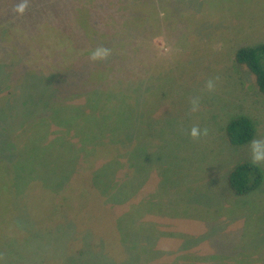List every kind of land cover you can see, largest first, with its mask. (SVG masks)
<instances>
[{
  "label": "rangeland",
  "instance_id": "374dc122",
  "mask_svg": "<svg viewBox=\"0 0 264 264\" xmlns=\"http://www.w3.org/2000/svg\"><path fill=\"white\" fill-rule=\"evenodd\" d=\"M84 1L72 11L69 0H0V155L17 190L0 264H264V178L247 195L227 183L264 138V94L234 55L264 42V0H137L152 18L133 20L111 68L90 61V41L73 42L69 25L94 37L123 15ZM237 114L255 133L232 145L225 125ZM194 124L208 135L191 139ZM89 149L96 169L81 164Z\"/></svg>",
  "mask_w": 264,
  "mask_h": 264
},
{
  "label": "trees",
  "instance_id": "16d2710c",
  "mask_svg": "<svg viewBox=\"0 0 264 264\" xmlns=\"http://www.w3.org/2000/svg\"><path fill=\"white\" fill-rule=\"evenodd\" d=\"M33 1L34 0H27V4H29V5L35 4L36 5V3ZM57 1H59V0H57ZM76 1H78V0H76ZM76 1L75 0L74 1L69 0V7L72 11H76L80 8L79 4ZM79 1H81L83 4H85L84 0H79ZM108 1L112 7V9L109 7V9H108L109 12L116 10V12L120 16L123 15V17H120L115 22L108 21L106 23H102L99 25V27H101V28L108 29L107 26L115 24V26L111 27L114 30H109L110 28L108 29L109 34H106L107 32L105 29H101L99 31L96 28L94 30L89 31L90 33H93V32L95 33V36H94L95 38H94V37L90 36L89 34H87L83 29H82V32H80V30L77 27V24H75L76 22L74 19H71L72 24L69 25V18H71V17H67V16L66 17L68 18V20L62 26V28H64L65 30H67L69 26L71 27L70 32L73 36V40H74L73 42L77 43L76 38H79V37L81 38L82 36L86 40L90 41V43L88 45L86 43H84V44H86L84 46V48L86 49L87 47H89L88 51L90 50V52L99 46L109 48L111 50V54L106 59H104V64H103L106 67H109L111 65V63L115 64L116 58H118L121 55L120 43H121L123 33L133 31L131 29L132 28L131 26L136 24L133 20H135L138 23L140 20H143L145 16L152 18L150 16V14L148 13L151 10H146L145 6L141 7L139 4L140 2L138 3L137 0H130V1L129 0H108ZM86 2H89V5H91V6H96L98 4V0H91V3H90V1H86ZM136 6L138 7V11L135 10ZM83 8L88 9V5H87V7H85L83 5ZM65 10L67 11L66 8H65ZM130 11H133V13L128 15L127 13ZM17 13L18 12H16V14L12 17L7 16L9 19L6 22H12V21H10V19L15 18ZM59 13L61 15L63 14L62 8L59 11ZM19 14H21V13H19ZM125 16L128 17V19H126ZM141 29H144V28L141 27ZM97 34L98 35L105 34V36L100 39V38L96 37ZM71 39H72V37H71ZM67 42H68V40H67ZM94 42L96 43L95 44L96 46H94ZM93 46H94V48H93ZM116 49H118V50H116ZM87 54L89 55V53H87ZM81 55H86V54L78 55L77 58L75 59V61L80 60ZM234 55H235L236 63L242 64L245 67H247V69L251 72V74L253 76L254 83L256 84L257 89L262 94H264V42L255 43L252 45L239 46L235 50ZM109 61H110V63H108ZM114 64H112L110 66V68L113 67ZM48 66L51 68V64ZM68 66L72 67V68L74 67L73 65H68ZM69 67H66L65 69L72 70V68H69ZM51 69H53V68H51ZM64 71L66 72V70H64ZM254 133H255V128H254L253 120L246 115L237 114V115L231 116L228 119V121L226 122V125H225L226 138L228 139V141L232 145L245 144L246 142L250 141L253 138ZM125 141L129 143V138L125 137ZM125 147L130 148L129 145H126ZM91 152H92L91 149H89L86 152V160L82 159L81 164H84V166H85V164L89 163L92 165V168H94L95 163L97 162V159H96L95 153H93V155H91L90 154ZM99 160H102V159L98 158V161ZM9 167L10 166H9V163L7 162V160L4 159L3 155H0V169L2 170V172L0 171L2 173V177L0 178V186L2 184L7 185V188L5 190L2 191L0 189V222H2V223H0V226H8V224L11 225V223L8 222L10 218L7 219L6 216L12 217V215L10 214L11 206H13V199H15L17 196V190L15 187V180L13 178V176H14L13 173H11L12 178H10V179L8 178V175L10 173ZM86 167L89 168L90 165H87ZM79 168L82 169L85 167H83L81 165V166H78V169ZM94 169H96V168H94ZM133 177L134 178H131L130 181H126L125 183L118 186V187H120V189L124 187V190H121V191H125V196L122 199H124L126 197L129 198L130 196L132 197V195L135 193V190H136V188H135L136 187L135 186V184H136L135 183V176H133ZM263 178H264V174H263L261 167L257 166V165H253L249 159H244V160L238 161L235 165H233V167L227 173L228 186L237 195H247V194L255 191L257 188L260 187V185L263 181ZM115 179H118V178L115 177ZM68 188H69V186L64 187L62 189L67 191V190H69ZM59 191L60 190H57L51 197L53 199L56 197V200H57L58 199L57 194ZM29 193L30 194H29L28 198H29L30 203H28L27 206L29 207V209H32L33 203H31V201H32L34 196H32L33 194L30 191H29ZM73 194H75L74 189H73ZM36 198H35V200H36ZM122 199H120V201H118L117 203H120ZM57 202L53 203V206L56 205ZM65 203H66V201H65ZM18 206H19V204L16 206V208ZM13 218H14V216H13ZM32 220H35V219H32ZM2 231L3 230H1L0 232H2ZM0 235H1V233H0Z\"/></svg>",
  "mask_w": 264,
  "mask_h": 264
},
{
  "label": "clouds",
  "instance_id": "9594fccd",
  "mask_svg": "<svg viewBox=\"0 0 264 264\" xmlns=\"http://www.w3.org/2000/svg\"><path fill=\"white\" fill-rule=\"evenodd\" d=\"M27 7L26 3H20L16 6V11L18 13H23ZM111 54L109 48L99 46L93 49L89 55V59L92 62L100 61L106 59ZM219 77H210L205 81L204 89L211 93L214 92L217 86V81ZM189 111L190 113H196L200 109L201 96L195 95L189 99ZM187 134L193 140H199L201 137L208 135L207 128H201L199 125L194 124L188 129ZM250 150V162L253 165L261 166L264 165V138L253 139L249 144Z\"/></svg>",
  "mask_w": 264,
  "mask_h": 264
}]
</instances>
